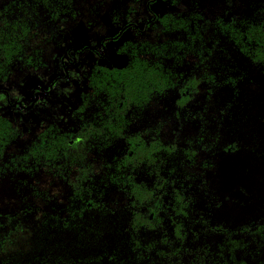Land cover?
<instances>
[{
    "label": "trees",
    "instance_id": "obj_1",
    "mask_svg": "<svg viewBox=\"0 0 264 264\" xmlns=\"http://www.w3.org/2000/svg\"><path fill=\"white\" fill-rule=\"evenodd\" d=\"M146 1L154 2L4 1L0 4V82L12 83L30 72L45 74L50 54L66 49L70 33L83 30L91 38L107 37L110 25L149 14ZM155 1L168 8L154 15L148 25L151 40L140 38V32L130 28L129 36L116 49L127 63L115 68L97 63L92 66L85 75L86 91L80 94L81 103L71 114L70 123L62 128L50 124L36 139L20 144L23 129L0 116V176L6 167L32 174V164L39 163L61 179L64 189L71 190L57 212H42L36 204L48 202L44 198L48 194L39 189L35 196L29 189L28 196L22 195V208L0 216V264H251L244 259L250 250L260 254L256 264H264L262 213L240 227L210 226V205L200 197L202 193L206 200L208 191L203 178L183 170L178 182L173 179L165 188L167 194H180L158 199L153 198V186L157 185H133L126 182L124 172L110 171L114 161L125 165L129 160L154 163L162 159L170 161L167 168L173 170L179 160L182 165L193 163L190 149H182L181 156L172 147L162 150L157 143L129 141L122 157L115 156L103 166L98 154L89 151L95 140L103 147L115 138L127 141L122 131L130 124L128 111L142 109L155 96L176 87L180 74L173 71L174 64L183 63L191 54L210 55L205 47V34L210 29L212 49L217 41H226L261 74L264 72V0H250L246 13L229 20L218 15L206 20L199 7H190L200 0ZM243 78L227 75L221 84L235 92L237 80ZM193 86L195 82L179 89V106L188 102ZM16 143L20 144V154H13L11 162L5 163ZM108 167L104 176L97 172ZM168 179L166 173L165 181ZM261 179L264 187V170ZM105 191L119 192L120 196L112 193L125 205L117 209L109 206L102 197ZM136 192L148 196L140 197ZM150 201L158 206L152 220Z\"/></svg>",
    "mask_w": 264,
    "mask_h": 264
},
{
    "label": "rangeland",
    "instance_id": "obj_2",
    "mask_svg": "<svg viewBox=\"0 0 264 264\" xmlns=\"http://www.w3.org/2000/svg\"><path fill=\"white\" fill-rule=\"evenodd\" d=\"M4 1L6 0H0V4ZM249 2L250 0H200L190 7H199L198 11L206 20L216 15L229 20L246 13ZM167 8L165 4L155 1L149 8V14L144 13L139 18H131L110 26L108 36H105L110 39V43L104 46L106 54L99 41L104 37L90 38L83 30L70 33L66 47L70 52L91 47L99 54L100 64L121 66L123 60L116 56L114 51L118 44L129 36L130 26H137L140 38L151 40L147 30L150 16L164 12ZM212 50L210 57L204 62L199 61V56L189 57L184 64L173 67L175 72L183 74L184 79L192 77L191 79L200 81L199 85L190 91L189 102L184 107H179L176 102L180 95L179 89L183 86V83H180L178 88L164 97L155 99L147 109L133 116L129 131H164L165 137L177 141L180 148L184 147L196 131H213L212 143L216 144L213 168L205 173L209 180V192L203 201L210 205V225L234 228L255 221L261 213L264 216V187L261 183L264 170V72L262 75L256 65L248 63L234 46L226 41H217ZM82 54L73 52L71 57L74 61L69 67L61 64L62 52L61 55L52 53L49 59L53 72L45 79L31 74L20 81L14 79L12 83L0 84V114L3 113L19 122L23 129H26L24 131H36L38 127H43V121L47 122L50 118H57L55 121L58 124L65 125L70 111L77 104V92L82 88L81 73L89 67V60H94L90 55L84 57V60ZM63 68L67 71L65 76L62 74ZM227 75L244 77L242 81L237 82L235 92L221 84V79ZM57 76L63 78L55 80ZM52 83L55 84L53 91L46 93ZM34 87L42 89L39 93L43 105L37 104L40 106L34 111L31 108L10 109L6 106L7 98L2 95L3 91L11 96L10 101H17L23 107H28L34 99V93L37 94ZM233 100H236L237 104ZM57 110L69 112L66 111L67 116L63 112L66 117L63 119V115L58 117L55 114ZM38 113L39 119L36 118ZM243 113L248 115L243 116ZM28 138L29 136L25 135V139ZM25 139H21L20 144ZM20 144L16 143L10 149L11 154L5 157V163L11 162L10 157L20 151ZM227 145L234 146L235 152L228 154L225 151ZM107 158L98 155L100 160ZM5 169L0 176V216L22 208V195L28 196L31 187L29 174L12 167ZM49 186L57 201L54 206L47 202L46 206H42L48 212H56L55 206L58 208L61 205L66 192L62 189L61 182L58 183L55 179ZM38 205L41 203L36 204L37 207ZM247 255L244 259L251 264H256V260L260 258V254L253 250ZM255 255L258 257L253 259Z\"/></svg>",
    "mask_w": 264,
    "mask_h": 264
},
{
    "label": "flooded vegetation",
    "instance_id": "obj_3",
    "mask_svg": "<svg viewBox=\"0 0 264 264\" xmlns=\"http://www.w3.org/2000/svg\"><path fill=\"white\" fill-rule=\"evenodd\" d=\"M153 1L154 2L146 1V7H147L148 11H150L149 8L152 7V5L155 3V0H153ZM154 19H155V16L153 15L152 19L151 20L149 19L148 24H150V22L153 21ZM114 25H117V24H114ZM110 26H112V25H110ZM136 27H137L136 25H131L130 26V28H136ZM147 30H148V26H147ZM92 38H98V37H92ZM208 39H211V41L209 42ZM67 40H68V38H67ZM106 40H110V39H107L106 37H104L101 40H99L102 43V45H101L102 47L101 48L105 52V54L107 52V50L104 48V46H106V45H104V42ZM205 40H206L205 41V47L210 49V51L212 53V30L211 29L208 30L207 33L205 34ZM119 44H118V46H119ZM66 45H67V42H66ZM117 47H116V49H117ZM116 49L114 51L115 55L118 56L119 58H122L123 64L121 66H116V65L112 66L111 65V67H114V68L115 67H123V65H125L127 63V58H125L124 56L117 55L116 54ZM73 52L74 53H83L82 54L83 58L87 57V55H90L91 57H94V60H89V64L87 65V67L88 66L89 67L86 68L85 70H83L82 73H81L82 74V81H81L82 88H81L80 91L77 92L78 93L77 94V98H76L77 99L76 100L77 104L74 107V109L70 111L69 115L66 113V111L69 112V110H65V112L64 111L58 112V110H57L55 112V114L58 117L60 115H63V112L66 113L65 116L68 115L66 124L71 122V117H70L71 114L76 110V108L81 103L80 94H82V93H84L86 91V83L87 82H86L85 75L90 71V69L92 68V66L95 63H97L99 65H102V64H100L98 62L99 54L96 51H94L93 48H91V47L81 48L80 51H78V52H76V50H72V52H70V51H68V49L66 47V49L64 51H62L63 55H61L60 51L59 52H52V53H53V55H61L63 57L61 59L62 60L61 64L63 66L65 65V66H69L70 67L71 63L74 61L72 59V57H71ZM211 53H210V55H211ZM210 55H208V54L205 55L203 53L202 54H200V53L198 54L197 53V55L191 54V55H188L186 57V59L184 60L183 63L174 64L173 66H180V65L184 64L189 57H198L199 56V61L202 62L203 60L208 59L210 57ZM84 60H85V58H84ZM49 62H50V59H49ZM48 67H49V69H48V71L45 74H39V73H36V72H30V73H28V74H26V75H24V76H22L21 78H18V79L20 81V79H22V78H24L26 76H29L31 74H34L37 77L45 79L46 77H48V75L50 73L53 72L51 62H50ZM62 72H63L62 74H64V76L67 74V71L65 70V68L62 69ZM175 73L180 74V77H178V82H177V85H176V87L174 89L178 88L180 83H183V86L181 88H183L187 84H191L192 82L196 83V86H193V87L196 88L199 85V83H200V81L197 80V79H191L192 77L190 79H184L183 78V74L181 72L180 73L179 72H175ZM230 76H232V75H230ZM62 78L63 77L57 76L55 80H61ZM211 79H212V77H211ZM17 81H15V83ZM237 82H238V80H237ZM237 82H236V84H237ZM0 84L6 85L5 83H2V82H0ZM17 84H19V83L17 82ZM54 85L55 84L52 83L48 87L46 93L52 92L53 88H54ZM34 90H36L37 94L34 93V99L29 104L28 107H23L22 104H20L17 101H12V100L10 101V97L11 96L6 91H3L2 95L7 98L6 106L8 108H10V109H12V108L23 109V110H26L27 108H31L34 111L38 106H40V105H37V104L43 105V103L40 102V94L41 93H39L40 91H42V89L40 87H34ZM190 91L191 90H189V92H188L189 93V97H190ZM169 92L170 91H168L167 93H169ZM38 93H39V95H38ZM166 94L155 96L152 99V101L147 106L143 107L142 109L131 108L128 111L127 118L129 119L130 124H129L128 128L126 129V131H122V133H124V135L126 136V140L128 142L124 141L123 139H120V138H115V142H113L112 144L110 143L109 146H106V147L104 146L103 147L102 146V145H104L103 143H98L95 140L94 141L95 142L94 148L93 149H89V151L90 152L93 151L94 155L98 154L99 156L103 155V157H108L107 159L101 160V161H103V164H102V166H103L104 164L111 163L112 159L115 156L116 157H122L129 149L128 148L129 141L135 142V141L142 140L143 142L146 143V145H149L150 143H153V144L157 143L158 146L162 147V150H163V148L165 146H168L169 148L172 147L174 152L175 153L177 152L178 155H181V156H182V152H183L182 149L188 148L193 153V158H194L193 163L191 165H188V164L182 165L181 161L179 160V163L173 165L174 168L172 170L171 168H167V164H169L171 162L170 161L166 162L164 159L158 160V161H156L154 163L151 162L150 160L149 161L146 160V161H142V162H138L136 160H129V161H126L125 165H123V163H124L123 161H121L120 163H118L117 161H114V162H112V166L110 167V171H114L115 172V171L119 170L120 172H124V178H125L126 182L131 183L133 185L134 184L138 185V184L143 183L144 186H146V188H150L151 185H157L156 187L153 186V189H155V193H154L153 198L158 197V199H159V198H163L165 195L180 194V193L167 194L165 192V188H166V185L168 183H170L173 179L176 182H178V179L180 178V176L182 174V171L184 170V171H186V172H188L190 174H193L195 176H198V177L204 179V181L207 184V188H208V191L205 194L207 196V194L209 192V185H208V181L209 180L206 178V174H207L208 171H210L213 168L214 150H215V146H216L215 143H212L213 142V131H196L197 133L193 137L188 139L187 142L185 143L184 147H181V148L178 146L177 141L168 140L165 137L164 131H129V127H131V125H132L133 116H135L137 113H139V111L147 109L154 102L155 99L164 97ZM38 100H39V102H38ZM188 102H189V100H188ZM188 102H186V103H188ZM233 102L237 104L236 100H233ZM186 103L183 106H179V105L178 106L179 107H184L186 105ZM248 113H245V114L243 113V116L248 115ZM55 114H53V115H55ZM0 116L7 117V116L3 115V113L0 114ZM38 116H39V113H38V115L36 117L37 119H39ZM65 116L63 117V119L66 118ZM7 118H9V117H7ZM228 118H229V115H228ZM9 119L12 120L13 122H16V121H14L11 118H9ZM42 119H43V117H42ZM45 119H47V116L45 117ZM55 119H57V118H50V120H48L47 122L43 121L41 123L43 125V127H38L36 129V131H24L26 129H23V127L20 125V123L17 122L19 124V126L23 129V131H21V135H20L21 139H25V135L29 136L28 139L24 140L26 142H30L33 138L36 139L42 132H45L43 130H45L50 124H56L60 128H62L63 126L66 125L65 124V125L61 126L62 123L58 124V122H56ZM27 132H29L30 134H28ZM63 132H66V131H63ZM175 132H180V131H175ZM214 133H215V131H214ZM214 136H215V134H214ZM24 141H23V143H24ZM76 142H77L76 144L78 146H81L79 141H76ZM68 144L72 145L73 141L69 140ZM227 146L228 147L225 149V151H227L228 154H231V153L235 152L236 149L234 148V146H230V145H227ZM20 151L18 152V154H20ZM98 155H97V157H98ZM130 156H131V154H130ZM16 163H17V166H19L20 163H19V159L18 158L16 159ZM116 163H118L120 166H117ZM168 166H172V165H168ZM32 168H33L34 171H33L32 174H29L30 177H31V187H30V189L32 191H34V195L35 196L37 195V192H38L39 189H43L46 192L45 195L48 194V198L46 196H44V198L46 200H48L47 203L49 205H51V206H54L55 203L53 202V199L56 196L54 195L53 191H51V189H49V187H50L49 185H50V183L52 182L53 179H55L58 183L61 182L60 181L61 179L59 177H54L52 174H50L48 169H45L39 163L32 164ZM36 168H38V169H36ZM108 169H109V167L108 168H100L99 171H97V172L100 173L102 176H104L108 172ZM166 173L169 174L168 181H165V174ZM160 178H162V179H160ZM156 182H158V184ZM61 185H62V183H61ZM34 187L37 188V189H34ZM64 187H66V186L62 185V189L66 192V199H69V195H71V190L64 189ZM112 192L117 193L118 196L121 195L117 191H105V192H103L102 193L103 194L102 197L104 199L108 200L107 204L109 206H112V207L115 205L116 209H117L118 206L125 205V204H123V202H119V198ZM128 194H133V193H128ZM137 194L140 197H144V198L146 196H148V194H146L145 192L137 193ZM114 196H116V198ZM200 197H202L203 200H204V194L201 193ZM147 203H148L149 207L153 210V212L149 213V220H152L154 213L158 210V206H157V203L154 202V201H150V202H147ZM42 205L46 206L45 204L41 203V205H38V208L42 212H44L45 209L43 208ZM90 206H91V204H90ZM55 208L58 211V208L56 206H55ZM114 212L116 213L117 210H114ZM69 218H70V216H69V214H67V219L69 220ZM96 218L98 220L97 216H96ZM210 226H217V225H210ZM221 227L223 228V226H221ZM221 227L219 229H221ZM140 228H144V227L141 225Z\"/></svg>",
    "mask_w": 264,
    "mask_h": 264
}]
</instances>
